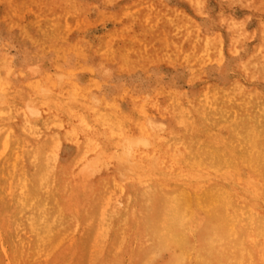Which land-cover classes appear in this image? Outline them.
Returning a JSON list of instances; mask_svg holds the SVG:
<instances>
[{"label":"bare ground","instance_id":"obj_1","mask_svg":"<svg viewBox=\"0 0 264 264\" xmlns=\"http://www.w3.org/2000/svg\"><path fill=\"white\" fill-rule=\"evenodd\" d=\"M60 26L49 12L50 45ZM23 64H0V90L16 74L24 93L0 97V264H264V131L241 140L246 184L223 176L235 163L179 137V153L145 152L148 128L122 139L123 153L97 155V138L121 143L115 108L84 110L102 134L83 119L77 130L71 108L39 105V66Z\"/></svg>","mask_w":264,"mask_h":264},{"label":"rangeland","instance_id":"obj_2","mask_svg":"<svg viewBox=\"0 0 264 264\" xmlns=\"http://www.w3.org/2000/svg\"><path fill=\"white\" fill-rule=\"evenodd\" d=\"M35 6L0 0V64L39 66V105L71 108L77 130L88 121L85 109L115 108L121 143L96 137L97 155L123 153L122 139H140L148 128L145 152L179 153L171 145L179 137L201 156L235 163L223 176L230 170L238 184L252 180L241 140L264 131V0H39V59ZM49 12L61 25L53 45ZM17 76L9 77L11 98L24 95ZM7 92L0 97L11 99Z\"/></svg>","mask_w":264,"mask_h":264}]
</instances>
